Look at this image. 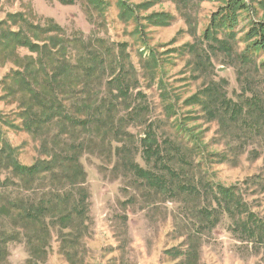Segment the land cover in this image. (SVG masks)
<instances>
[{
    "label": "rangeland",
    "instance_id": "rangeland-1",
    "mask_svg": "<svg viewBox=\"0 0 264 264\" xmlns=\"http://www.w3.org/2000/svg\"><path fill=\"white\" fill-rule=\"evenodd\" d=\"M98 1L101 3L0 0V22L17 12L34 24L54 19L68 37L91 40L98 51H109L105 71L89 84L71 90L69 96H60L70 113L83 122L54 121L35 131H28L25 124L30 95L13 91L5 80L19 68L13 57L0 53L1 134L16 149L19 162L32 166L50 159L52 153L65 157L78 153L86 171L88 220L75 244L76 264H181L190 235L199 238L198 264H258L260 254L232 232L227 214H217L218 224L213 229L199 225L198 214L204 205L217 208L214 192L203 189L209 185L214 191L220 184L234 187L264 221V116L255 113L256 105L264 108V51L251 55L248 62L211 51L214 69L209 76H199L196 58L185 47L200 44L211 50L208 44L203 45V34L225 1L185 0L180 5L176 0H126L131 5L152 2L150 8L138 11L140 25L120 18L119 0ZM245 2L250 7L240 13L234 28L235 54L249 45L253 23L264 22V0ZM161 12L174 15V21L168 26L147 22L146 17ZM9 25L13 27L11 21ZM19 53L30 54L25 48ZM151 54L156 56L157 65L152 63ZM80 66L76 60V67ZM121 78L128 79V96L116 89ZM212 79L243 108L241 113L232 115L231 107L212 118L207 107L186 102L214 83ZM90 97L103 102L96 106L103 116L109 115L102 123L103 116L94 122L87 118L88 109L83 104L89 103ZM113 118L119 128L115 131L107 126ZM150 129L164 148L163 160L176 170L166 177V187L149 185L128 167V162L135 160L146 169L163 170L154 160L141 157V138ZM79 143L82 150L75 149ZM121 148L128 152L122 154ZM43 177L34 181V195L26 198L67 190L63 189L65 181L61 184ZM183 183L195 186L197 192H185ZM19 185L11 171L0 172V206L20 195ZM1 209L0 234L16 235L19 231L22 235L8 244L4 264H29L21 224L15 214L5 215ZM42 234L47 238L46 255L42 258L41 253L39 260L71 264L61 251L58 230Z\"/></svg>",
    "mask_w": 264,
    "mask_h": 264
},
{
    "label": "trees",
    "instance_id": "trees-1",
    "mask_svg": "<svg viewBox=\"0 0 264 264\" xmlns=\"http://www.w3.org/2000/svg\"><path fill=\"white\" fill-rule=\"evenodd\" d=\"M92 1L101 3L98 0ZM176 1L180 5L185 3V0ZM223 1H225L224 6L212 15L211 24L203 34V45L208 44L211 50L200 47V44H187L185 47L186 52L196 58L199 76L204 74L209 76V71L214 69L211 51L213 53L220 51L227 57L239 56L237 58L242 59V62H248L251 60V55L264 51V22H254L249 34V45L242 53L235 54L234 28L238 24L240 13L249 9L250 5L245 0ZM119 4L120 18L124 21L135 20L138 25L141 24L138 11L152 6V2L131 5L126 0H119ZM174 19L175 16L169 12L154 13L146 17L147 22L153 26H168ZM8 20L13 27H16L15 29L9 25ZM189 24L192 28V23L189 22ZM122 47L126 51L124 44ZM21 48L27 49L30 54L21 56L19 53ZM108 52L98 51L91 40L68 37L65 29L54 19H48L42 25L30 22L23 13L8 14L7 20L0 22V53L13 57L19 68L6 76L5 80L10 88L30 95L27 98L29 100L27 109L24 110L27 112L25 117H29L25 122L26 129L35 131L54 121L82 123V120L70 113L66 107L67 103L61 101L60 96H69L71 90H77L80 84H89L100 74V71H105L106 59L110 57ZM150 58L153 64H158L154 54H151ZM76 60L81 62L80 68L76 67ZM127 80V78L117 80L116 89L120 95H129ZM212 81L214 83L189 97L186 102L207 107L208 115H213L212 118L218 117L222 110H229L231 107L232 115L241 113L243 108L238 106V103L235 104L227 93H223L217 81L214 79ZM87 100L89 103H84L83 107L88 109L87 118L91 120L90 122H94L103 116L102 109L96 107L103 102L94 100L93 97ZM167 107L173 110V105L169 104ZM255 113L264 116V108L256 105ZM107 114L100 119L101 123L108 118ZM109 121L107 126H110L113 131L119 129L115 118ZM154 134L150 129L142 136L141 157L154 160L155 164L163 170L146 169L135 160H130L128 167L139 179H144L149 185L166 187V177L172 173L175 174L176 170L163 160L164 148ZM75 149L82 150L81 144L79 143ZM120 151L122 154L128 152L124 148ZM175 153L179 155L181 151L177 149ZM5 170L11 171L21 182L18 186L20 195L12 202L3 203L0 209L2 208L1 211L5 215L15 214L16 221L21 224V233L25 234L24 239H26L29 255L28 263L47 264L44 260H39L41 253H43L42 258L46 255L44 246L47 238L42 233L50 235L51 230L55 228L59 232L62 253L71 264H76L78 250L75 244L80 239L79 233H83L84 228L87 229L85 225H87L89 209L86 171L79 160V154L69 153L65 157L52 153L48 160L25 166L17 159L16 149L2 136L0 127V172ZM40 176L49 177L54 181L59 180L61 184L65 181L66 185L63 189L66 187L67 190L65 192L57 190V193L52 196L49 193L36 199L26 198L28 194L34 195L32 184ZM7 184L8 178L4 180L3 186ZM181 188H184L185 192L186 190L190 193L197 192L195 186L186 183H183ZM203 191L214 192L217 208L204 205L198 214V224L213 229L218 224L217 214H227L231 221L232 232L241 241L255 247L260 254L258 264H264V221L247 206L244 198L234 187L228 188L216 184L213 191L209 185H206ZM21 236L19 231L16 235L8 232L0 234V264H4L7 259L8 244ZM183 255L181 264L199 263L200 242L197 235H190Z\"/></svg>",
    "mask_w": 264,
    "mask_h": 264
}]
</instances>
